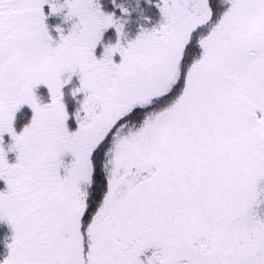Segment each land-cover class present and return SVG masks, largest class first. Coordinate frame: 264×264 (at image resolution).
I'll return each mask as SVG.
<instances>
[{"label": "snow or ice", "instance_id": "snow-or-ice-1", "mask_svg": "<svg viewBox=\"0 0 264 264\" xmlns=\"http://www.w3.org/2000/svg\"><path fill=\"white\" fill-rule=\"evenodd\" d=\"M262 205L264 0H0V264H264Z\"/></svg>", "mask_w": 264, "mask_h": 264}, {"label": "trees", "instance_id": "trees-1", "mask_svg": "<svg viewBox=\"0 0 264 264\" xmlns=\"http://www.w3.org/2000/svg\"><path fill=\"white\" fill-rule=\"evenodd\" d=\"M141 4L143 6V0H141ZM144 8H145V14L154 16V12H153V10L150 7L144 6ZM45 11H47V9H45ZM46 23L49 25V27L51 29V26L57 25V24H61V18L58 17V16H51V17H48ZM61 26L65 29V31L69 27L68 24H61ZM130 30L132 32H134L135 31V25H130ZM52 35L55 36V33L52 32ZM76 86H78V80H77V78L75 76H73L72 79H71V82L62 89V91L64 93V97H63L64 102L67 105V108H68V110L70 112L75 110V108L77 107V104H76L75 100L70 95V89L73 88V87H76ZM20 126H21L20 122H17L16 128H17L18 131L20 129ZM10 155L12 157H14V154L10 153L8 155V158H11ZM1 247H2V245H1V242H0V248Z\"/></svg>", "mask_w": 264, "mask_h": 264}, {"label": "rangeland", "instance_id": "rangeland-1", "mask_svg": "<svg viewBox=\"0 0 264 264\" xmlns=\"http://www.w3.org/2000/svg\"><path fill=\"white\" fill-rule=\"evenodd\" d=\"M39 94L42 96V98H43L44 101H47V93H46V90L45 89H43V88L39 89ZM10 157L11 158H8L9 159V162H12L14 160V157H12L11 155H10ZM259 211L264 212V205L261 206V209H259ZM3 236H4V229L3 228H0V241H2ZM1 245H2V247L0 248V252L3 251V244H2V242H1Z\"/></svg>", "mask_w": 264, "mask_h": 264}]
</instances>
